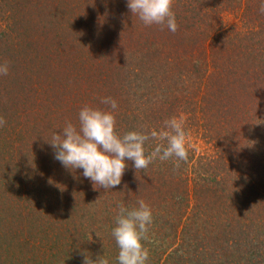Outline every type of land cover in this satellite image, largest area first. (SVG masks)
<instances>
[{
    "label": "trees",
    "instance_id": "1",
    "mask_svg": "<svg viewBox=\"0 0 264 264\" xmlns=\"http://www.w3.org/2000/svg\"><path fill=\"white\" fill-rule=\"evenodd\" d=\"M0 1V264H117V203L139 199L148 264H264V0H174L175 33L127 0ZM104 97L121 135L183 117L188 161H128L108 190L64 167L46 140Z\"/></svg>",
    "mask_w": 264,
    "mask_h": 264
},
{
    "label": "clouds",
    "instance_id": "2",
    "mask_svg": "<svg viewBox=\"0 0 264 264\" xmlns=\"http://www.w3.org/2000/svg\"><path fill=\"white\" fill-rule=\"evenodd\" d=\"M173 7L174 0H127L131 14L145 26L160 25L175 33L178 24ZM260 12L264 13V3ZM8 73L9 62L4 61L0 64V75ZM100 102L109 108L83 106L78 113V124L67 122L46 140L54 150V159L70 170L83 169L82 175L94 188L99 185L108 190L120 185L128 161L133 162L136 172L148 169L157 160H172L174 170L179 169L181 162L188 161L190 145L183 117L164 120L158 130L141 126L121 135L116 131L117 101L104 97ZM6 124V119L0 116V127ZM149 142H155L151 151L146 148ZM117 209L111 232L119 249L117 264H148L150 252L144 242L150 239L154 221L151 206L139 199L135 206L118 202ZM83 255V264H110L104 255L95 260L88 252Z\"/></svg>",
    "mask_w": 264,
    "mask_h": 264
},
{
    "label": "rangeland",
    "instance_id": "3",
    "mask_svg": "<svg viewBox=\"0 0 264 264\" xmlns=\"http://www.w3.org/2000/svg\"><path fill=\"white\" fill-rule=\"evenodd\" d=\"M3 3L0 1V6L2 5ZM4 8V7H3ZM2 9V8H1ZM5 9V8H4ZM9 9H12L13 11L15 10V7L14 8H10V6H8V8L6 9V10H4V14H5V16L4 17H6L7 15H9ZM3 10V9H2ZM3 12V11H2ZM238 19H235V18H230L229 19V23H232V24H235V23H237L238 21H237ZM154 235V234H153ZM155 236V235H154Z\"/></svg>",
    "mask_w": 264,
    "mask_h": 264
}]
</instances>
